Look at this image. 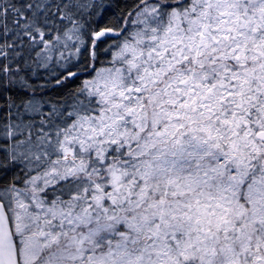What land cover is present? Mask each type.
Segmentation results:
<instances>
[{
  "label": "snow or ice",
  "instance_id": "obj_1",
  "mask_svg": "<svg viewBox=\"0 0 264 264\" xmlns=\"http://www.w3.org/2000/svg\"><path fill=\"white\" fill-rule=\"evenodd\" d=\"M0 264H264V0H0Z\"/></svg>",
  "mask_w": 264,
  "mask_h": 264
}]
</instances>
